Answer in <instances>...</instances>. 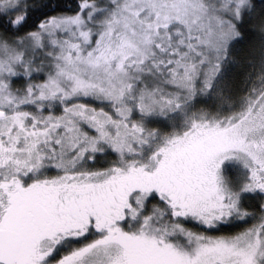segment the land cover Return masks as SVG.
<instances>
[{
  "label": "rangeland",
  "instance_id": "1",
  "mask_svg": "<svg viewBox=\"0 0 264 264\" xmlns=\"http://www.w3.org/2000/svg\"><path fill=\"white\" fill-rule=\"evenodd\" d=\"M248 3L84 1L24 36L0 34V200L12 209L32 199L50 220L72 224L38 225L36 264H264V204L256 223L230 236L178 221L216 227L245 216L242 192L264 196V90L228 118L166 136L131 116L152 115L195 78L208 85ZM20 4L0 0V10L17 23ZM15 77H25L23 93ZM191 146L208 161L200 174L187 160ZM106 148L116 163L89 169ZM228 163L248 173L241 192L227 183ZM102 193L94 208L87 199ZM80 199L74 221L66 206Z\"/></svg>",
  "mask_w": 264,
  "mask_h": 264
},
{
  "label": "trees",
  "instance_id": "2",
  "mask_svg": "<svg viewBox=\"0 0 264 264\" xmlns=\"http://www.w3.org/2000/svg\"><path fill=\"white\" fill-rule=\"evenodd\" d=\"M84 1L97 0H21L23 12L17 23L13 15L0 10V34L24 36L37 30L43 21L52 16L77 13ZM236 31V36L224 50L218 72L208 85L200 78H195L194 89L189 88L188 91L181 89L182 92L176 90L172 103L164 102L165 105L162 108L157 107V111L152 115L132 112L133 120L143 119L144 127L150 133L171 135L186 131L195 121L228 118L261 94L264 90V0H249L236 21ZM32 77L37 80L35 74ZM25 81V77H15L12 85L19 93H23ZM95 155L93 161L87 162L89 169L109 167L118 160V155L112 148L98 151ZM223 173L229 187L241 192L247 171L234 163H228ZM263 200L262 193L242 192L240 208L245 216L240 218L237 216L236 219L223 222L216 227L207 228L191 219L177 220L195 232L230 236L242 232L261 218ZM155 203L154 197L148 199V207ZM44 215L48 216L45 212ZM91 235V237L87 235L88 239L79 245L93 239L94 234ZM74 244L76 247V242ZM74 244L67 247L64 245L62 249L71 250Z\"/></svg>",
  "mask_w": 264,
  "mask_h": 264
},
{
  "label": "flooded vegetation",
  "instance_id": "3",
  "mask_svg": "<svg viewBox=\"0 0 264 264\" xmlns=\"http://www.w3.org/2000/svg\"><path fill=\"white\" fill-rule=\"evenodd\" d=\"M6 115V114H5ZM191 147H188L185 149L188 153V161H192L193 167L196 169V171L200 174V171L205 168L206 165H208L207 158H202L198 154L194 152V150L191 149ZM200 170H198V169ZM194 169V170H195ZM102 196H105V193H102L96 198L95 196H90V199H87V201H90L91 205L96 208L97 202H99L102 199ZM95 197V198H94ZM99 199V201H98ZM93 200V201H92ZM97 200V201H96ZM5 202V201H4ZM0 200V229H13L20 233L22 240H21V248L16 253L12 263L10 264H36L34 260L35 254L32 250V247L34 246L38 236L41 232V229H37L38 225L41 224V226H47L48 232H51L52 230L55 231V226H61L66 224L64 226L72 225L69 220H57L52 221L49 219V216H45L44 212L42 211L39 213L40 210H42L41 203L38 201H34L32 199H27L20 205L14 206L11 208H6L5 203ZM86 202V201H85ZM68 200H65L64 205H67ZM83 199H80L79 201H76L74 203V206L67 205V209L72 208L71 214H73V218L75 221V217H77V214L80 213V211H84L83 208ZM94 204V205H93ZM77 211V212H76ZM78 218V217H77ZM79 220L82 218H78ZM48 232L45 233V231L42 233L44 235H47ZM63 259H60L59 261H62ZM0 264H9V263H3L0 261Z\"/></svg>",
  "mask_w": 264,
  "mask_h": 264
},
{
  "label": "water",
  "instance_id": "4",
  "mask_svg": "<svg viewBox=\"0 0 264 264\" xmlns=\"http://www.w3.org/2000/svg\"><path fill=\"white\" fill-rule=\"evenodd\" d=\"M5 111L0 110V118L4 117ZM22 237L13 229H0V261L12 263L16 253L21 248Z\"/></svg>",
  "mask_w": 264,
  "mask_h": 264
}]
</instances>
